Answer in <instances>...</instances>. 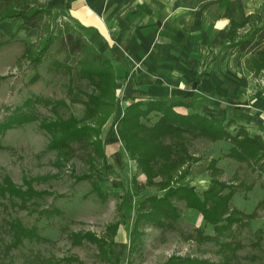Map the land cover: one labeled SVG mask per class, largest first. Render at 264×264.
Listing matches in <instances>:
<instances>
[{"label": "rangeland", "instance_id": "1", "mask_svg": "<svg viewBox=\"0 0 264 264\" xmlns=\"http://www.w3.org/2000/svg\"><path fill=\"white\" fill-rule=\"evenodd\" d=\"M233 1L158 0L154 6L152 2L149 4V13L134 14L131 26L137 29L151 24L153 42L158 45L131 46L125 35L116 41L120 45L108 51L109 59L122 75L116 85L118 108L112 109L114 112L107 107L101 109L103 113L95 121L98 128L102 116H109L102 127L107 153L104 157L99 155L100 146L92 143L98 136L94 130L89 132L85 127L84 135L76 134L68 143V154L64 155L58 153V148L47 146L51 135L40 126L43 118L82 117L88 93L96 92L81 74L79 54H73L67 64L62 63L65 54L59 51L57 38L59 30H66V21L71 20L57 16L43 4L20 9L32 12L39 7L40 29L28 28L26 24L19 27L17 18L7 22L0 19V122L12 113L17 114L19 108H27L24 105L27 99L28 108L38 116L11 127L0 137V186L5 185L4 177L9 176L15 185L28 190L26 197L0 193V264H185L179 257L206 259L210 264H264V53L252 56L240 52L223 38L224 31L215 26L217 18L232 16L225 9ZM162 4L161 10L158 6ZM249 10L252 13L247 16L248 21L236 28V39L244 37L255 23L264 24V0H246V5L237 8L236 18H244ZM147 15L153 19L151 23L147 22ZM50 40L52 44L43 52L41 62L31 60L29 54ZM155 51L165 57H176L171 77L167 74L164 79V71L152 76L162 82L165 96H171L176 104L168 107L156 103L146 111L135 109L132 113L141 115L140 119L149 126L160 120L154 130L162 144L149 139L148 145L167 151L164 144L178 141L181 144L176 148L181 150V158L177 159V170H172L174 174L166 173L171 175L168 182L156 177L149 183L142 165L126 153V143L119 139L118 129L120 116L124 114L122 104L128 96V80L134 92L128 100L134 103L144 98L140 96L142 86L136 75L139 62L133 56ZM125 56L132 62L122 61ZM82 67L88 65L84 62ZM101 88L105 91L100 90L101 97L111 100L108 94L112 86L107 82ZM191 113L219 121L236 140L242 138L240 131L259 135L262 149L252 155L247 153L250 156L244 150L242 157L240 145L231 137H212L198 128L185 127L199 124V118ZM123 127V131L133 132ZM108 133L115 134L114 148L124 150L118 159L108 149ZM177 149L174 148V158L179 154ZM204 160L214 162L217 171L210 174L209 166L197 169L199 174L192 184L197 193H204L214 175L230 185L224 192L235 189L232 206L243 212L254 211L255 215L241 218L240 223L237 220L231 230L224 232L227 235L220 238L232 241L233 246H223L217 238L202 239L198 229L204 230V234H214L213 226L178 198L171 201L182 211L181 218L164 228H155L152 222L145 221L132 246L128 232L139 202L146 195H162L168 187L178 186L189 169ZM96 184L102 190L100 193L94 188ZM33 188L44 193L35 196ZM118 220L124 221L128 235L122 227L116 236L115 231L108 229V225ZM33 226L41 238L35 236ZM87 231L103 239L72 237L73 232ZM106 247L109 256L100 253Z\"/></svg>", "mask_w": 264, "mask_h": 264}, {"label": "trees", "instance_id": "2", "mask_svg": "<svg viewBox=\"0 0 264 264\" xmlns=\"http://www.w3.org/2000/svg\"><path fill=\"white\" fill-rule=\"evenodd\" d=\"M12 1L13 0H0V15L2 18L20 17L24 19V24H26L29 28L40 29L42 27L40 21L37 18L40 13V9H38L39 7L32 9V12H29V10L25 9L18 10L14 8V4L12 3ZM243 23L244 22L236 23L232 21L230 24L231 28L228 31L227 39L231 42V45L236 47L240 52L242 51L247 54H252V56L261 55V53H264V25H257L255 26V28L250 29L244 37L236 39V28ZM66 24V30H59L61 33H59V36L57 38V46H59L60 49L59 51L65 54L63 58L64 62L62 63L67 64L73 54H79L81 57L79 62L81 74H83V76H85L88 81L94 85L93 88L96 90V92L88 93V99L86 102L87 108L85 109L82 117L76 118L75 116H69V118L66 119L43 118L40 122V126L43 127L51 135L47 146L50 148H58V153L64 155L68 154V143L72 138L75 137L76 134L84 135V133H86V128L89 132L94 130L93 132H95L98 136L97 140L92 141V143L93 145L97 143V145L100 146L99 155L102 156L104 154V150L103 146H101V128L103 124L106 123L109 116H102L98 128H96L95 121L98 119V115H102L103 111L101 109H104L105 107L111 108V110L115 109V105L117 103V83L114 65L112 60L109 59V57L105 53L95 48V46L86 39L82 31H79L77 28H75L71 21H66ZM51 44L52 41L50 40L49 42L44 43L43 45H40L38 48H36L34 54H29L31 60L33 59L34 61H36V63L41 62L44 57L43 52L49 50ZM84 62L88 65L87 68L82 67V64ZM107 82L113 88V90L108 94L111 100L101 97V94H103L102 91H104L103 88H101V84ZM28 102L29 99H27L24 104L27 105V108H19L17 114L12 113L11 117L0 122V137L5 131L10 129L11 127L18 126L26 123L27 121H32L38 118V116L34 112H32L30 108H28ZM50 102L51 101H46V103ZM156 103L166 104L168 107H170V105L172 106L176 104L173 102H170L169 104L165 101L159 100H149L148 102L135 101L134 103L129 104L124 114L120 116V124L118 129L119 136L125 141L126 146H128V149L131 152V156L135 160H137L139 166L142 165V170L145 171L148 175L149 183L154 181L156 177H160L163 181H165L164 178H166V182H168L171 178V175L169 176V174L166 173L168 171H170V173H173L172 170H177V159L178 157L181 158V150L178 151V149L176 148L177 145L179 148L181 144H178V141H174L169 144H164L165 146H167V151L158 149L156 150L152 146L148 145L149 139H153L156 143L162 144V139L158 138V135V137L155 136L156 130H154L160 120L157 121L156 124L149 126L146 122H144L143 119H140L141 115H136L135 113H132V111L135 109L146 111L148 108H150V105H154ZM191 114H193L194 117L199 118V124L198 126H196L195 124L192 126L185 125V127L194 129L198 128L201 131L210 134L212 137H231V139L236 142L238 146L240 145L239 152L241 153L242 157H244L242 153V151L244 150H246V156H250L247 153L251 154L262 149V142L260 141L262 138L259 135L251 136L248 133L243 134L242 131H240L238 133L239 135H241L242 138L236 140L235 136H233V134L228 131L219 121L203 114ZM162 124L166 123L163 122ZM123 126L132 129L133 132L127 133L123 131ZM164 127H167L168 129L171 128V126L168 125H164ZM150 135L153 138L150 137ZM159 146L163 147V145ZM174 148L177 149V151L179 152L176 158H174ZM233 152L237 153V150L233 148ZM213 164L214 162H210L208 165L211 169V174L217 171V168L215 167V165L213 166ZM189 167L190 166H188L187 169ZM183 176L184 173L182 177ZM4 178V181L6 183L5 185L0 186V193L2 195L8 193L22 195L24 197L27 196V189L25 190L24 188H20L19 186L15 185L12 179L9 178V176H5ZM80 178H83V176H80ZM222 183L224 182H222L219 178H215L213 175L211 184L208 185L209 187L203 191L204 193H202V195H199V193H197L196 191V187H193V185L191 184L178 186L173 185L172 188L168 187V189H166L165 193L162 195H147L141 202L142 204L140 205V208L137 213L138 219L136 224H138L141 219H146V221L152 222L154 225L157 226H166L167 224H174V222L180 217L179 215L181 211L180 208H178V206H176L175 203L171 201V199H184L187 206H191L200 210L205 220L209 221L214 225V229L216 230L215 235H205L201 233V238L202 236L206 239L212 240L217 238L218 241L223 244V246L225 245L231 248V246H233L232 241H222L220 238L222 237V235H227L224 234V232L228 229L231 230L232 224H234L237 220H239L238 222L240 223L242 221L240 220L241 218L244 220L246 217H252V214H244L240 212L237 208L230 207V199L231 196L234 194L235 189L233 190L232 188V190L224 192V190L230 185L224 183V187ZM94 188L98 192H100L97 186ZM33 192L35 193V196H40L42 195V193H44V190L40 191L33 188ZM46 212L50 213L49 210H47ZM224 220L226 221V223H223ZM32 229L34 231L35 236H37L38 239L41 238V236L37 233V227L33 226ZM108 229H111L114 232L116 229V224L108 225ZM72 237L78 240H83V238H88L91 240L103 239V237H98L92 231H87L84 233L73 232ZM100 253L103 256H108V248L106 247V249H102V252ZM179 258V260L185 264H210V262L206 259H193L191 257Z\"/></svg>", "mask_w": 264, "mask_h": 264}, {"label": "crops", "instance_id": "3", "mask_svg": "<svg viewBox=\"0 0 264 264\" xmlns=\"http://www.w3.org/2000/svg\"><path fill=\"white\" fill-rule=\"evenodd\" d=\"M158 0H13L12 3L14 4V8L20 10L22 6H25V8H29L31 6H36V5H44V8L49 9L50 11L53 10V12L57 15V16H61L62 17H67L71 20V22L74 24V26L79 30L82 31V33L84 34V36L86 37V39L91 42L95 48H97L98 50H100L101 52L105 53L108 56V51L110 52L111 47L115 48V46H117L119 43H117V40H121L122 36L127 35L128 39L130 40H126V43H128L129 45H134V46H145L147 45V47H150V45L154 44L155 46L158 45L157 41L154 40L153 42V38H154V31L153 28L151 27V24H145V25H141L139 28L135 29V27L131 26L130 24V20H132L131 18H133L134 14H138L143 12H150V3L152 2L153 6L157 4ZM164 3H167L166 0H163ZM234 4H230L225 10H227L229 12V14L231 15H226V16H221L219 18H217L216 25L219 31H224L225 35L223 38H227L228 36V31L231 28L230 24L232 21L236 22V23H240V22H244L246 23L248 21L247 16L250 17L249 14H251L252 12L249 10L246 14L245 17L238 20L237 17V8L240 7V5H246V0H234L233 1ZM151 4V5H152ZM164 4L158 6L159 9L162 10ZM231 9H234V11H231ZM165 10V9H164ZM147 19V22L151 23L152 22V18L150 17V15L145 16ZM13 18H17V22L19 24V27H23L25 26L24 24V20L23 18L20 17H8V18H2L0 15V19H5L6 22L8 21V19H13ZM4 22V21H3ZM243 23V24H244ZM240 24V25H243ZM257 25H264V24H258L255 23L254 25L251 26L250 29L255 28V26ZM153 26V25H152ZM29 28V27H28ZM34 29V28H31ZM249 29V30H250ZM134 30V31H131ZM136 30H138V35H135ZM248 30V32H249ZM120 45V44H119ZM137 59V61L139 62V68L137 71L136 75L139 83L142 86V91H139L140 96L144 95V98H141V101L144 102H148L149 100H159V101H165L167 103L170 104V102H175L173 100V98L171 96H165L166 93H164V91H166V89H163V85L162 82L160 80H156L153 79V77L155 76L156 72L159 73L160 75V71H164V74L162 75L163 78L165 79V76L168 74L170 77L172 75V69L174 70L176 68V57L174 55H172L171 57H165L163 55H160L158 52H152V53H146V52H140V54H138L137 56H133ZM122 61H126V62H132L129 58H127L125 56V58H121ZM113 62V60H112ZM114 65V69H115V73H116V83L118 85V78L119 76L122 75V73L120 71L117 70V66L116 64L113 62ZM122 67H125L124 64L122 65ZM124 73V71H123ZM153 76V77H152ZM169 77L168 80H171V78ZM128 83L130 82L129 80L127 81ZM126 85V88H129L127 91V98L123 101V111L121 114H123L127 108V106L129 104H131L130 100H128V97L130 96H134V92L131 90V87H129V85ZM176 83V82H174ZM172 84V83H171ZM117 88V86H116ZM119 90V88H118ZM117 90V92H118ZM137 95V94H136ZM135 95V96H136ZM117 93H116V102H117ZM118 108V102L115 105V109ZM114 112V111H113ZM112 112V113H113ZM105 125V124H104ZM104 125L102 127H104ZM102 128H101V141L102 144L101 146H103V150H104V154L101 157H104L107 153H106V148L103 145V137H102ZM120 137V136H118ZM107 138V144L108 145V149L110 150L111 153L116 155V158H119V155H121V153H123L124 155V150L123 149H119L114 148L113 146V142H115V134L113 133V135L111 133H108V135H106ZM120 140L121 137L119 138ZM123 141V140H122ZM126 153L128 154V156L131 155L130 150L128 149V146H126ZM132 157V156H131ZM132 159L134 160V158L132 157ZM203 161V160H201ZM210 162L205 161L202 163H198L197 165L191 167V169H189V171L187 172V175L185 177L182 178L181 183L178 185H187V184H193L194 182L193 180L195 178H197L198 174H199V170H201V168L207 167L209 165ZM199 169V170H197ZM141 170V169H140ZM128 172H132V174H134L135 172L131 171V170H127ZM211 174V173H210ZM100 177L103 178V176L101 175ZM145 177H147L145 175ZM135 178V182H138L137 180V176L134 175ZM147 179H145L146 182ZM144 182V183H145ZM142 183V184H144ZM96 186L99 188L100 192L102 191L101 188L99 187V185L96 184ZM207 189V187L205 188ZM99 192V193H100ZM235 194V192H234ZM234 194L231 196H234ZM150 195V194H149ZM199 195H201L199 193ZM147 196V195H146ZM145 198V197H144ZM230 199V200H231ZM144 200V199H143ZM142 200V201H143ZM140 201L139 203V208L140 205L142 204ZM183 201L185 202V200L183 199ZM232 201V200H231ZM230 201V207H234L232 206ZM185 206H187L186 202H185ZM189 209L191 210H195L198 211L200 216H202V219L205 221V223H208L210 225L213 226V230H214V234H205V235H215L216 230L214 229V225L212 223H210L209 221L205 220L204 216L202 215L201 211L198 210L197 208L191 207V206H187ZM238 209V208H237ZM240 212L244 213V214H254V211L251 212H243L242 210L239 209ZM138 211L135 214V219L132 220L131 222V230L130 232L127 231L126 226L124 224V221L122 220H118L116 223V229H115V236L116 234H119V229L122 227L125 232L129 233V237L131 239V244L132 246H134V244L137 242H134V238L136 237V235L138 234V231H141V226L143 224H145L146 219H141L138 224L137 223V214ZM182 215V211L180 213V217L178 218V220L181 218ZM176 220V221H178ZM175 221V222H176ZM149 222V221H146ZM174 222V223H175ZM137 226V227H136ZM153 227L155 228H164L163 226H157V225H153ZM199 234L201 235V233L204 234V230L198 229ZM127 233V235H128ZM204 237L202 236V239ZM129 239V240H130ZM212 240V239H209ZM108 256H109V248H108Z\"/></svg>", "mask_w": 264, "mask_h": 264}]
</instances>
